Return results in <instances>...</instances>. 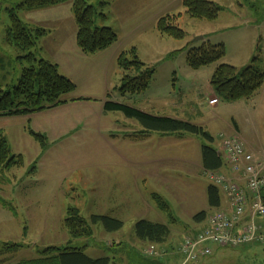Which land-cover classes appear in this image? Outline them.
<instances>
[{
  "label": "rangeland",
  "instance_id": "374dc122",
  "mask_svg": "<svg viewBox=\"0 0 264 264\" xmlns=\"http://www.w3.org/2000/svg\"><path fill=\"white\" fill-rule=\"evenodd\" d=\"M22 1L0 0V89L12 91L28 67L23 59L28 53L15 45L9 33L11 13L29 27L35 38L41 27L48 30L31 50L36 60L58 64L61 75H73L67 71L74 66L81 79L73 75L75 91L61 98L66 104L29 116L0 117V141L4 139L11 154L23 160L20 167L3 171L0 166V201L7 205L4 209L0 204V243L22 244L30 249L5 256L8 264L49 247H69L64 244L69 236L63 227L69 208H76L92 229L89 239L73 241L71 248L84 247L87 257H107L113 259L111 264H132L131 253L142 248L145 254L150 247L136 239L135 225L139 221L168 227L166 244L198 232L206 218L219 210L209 205L208 188L215 186L200 164V147L214 148L216 144L194 135L175 140L152 133L145 139L140 135L145 130L138 121L120 111H105L104 103L195 124L212 134V139L220 134L235 135L237 126L239 133L235 136L249 152H264V85L249 100L207 104L210 79L218 64L240 70L258 58L264 73V0H209L221 8L214 22L189 18L182 0H97L93 4L108 3L102 10L112 12L104 26L112 27L117 35L114 48L120 52L135 49L138 59L154 68L146 91L126 96L118 91L121 70L111 62L100 66L102 56H97L101 53L79 57L68 49L63 55L57 54L56 47L67 34L66 24L70 22L76 28L71 2L26 11L17 9ZM138 7L145 11H135ZM166 14L177 17L176 25L186 34L184 40L162 37L156 31V19ZM51 42L55 46L52 51L48 50ZM203 42L223 44L225 56L217 64L192 70L186 64L187 52ZM73 46L80 52L76 44ZM83 76L95 78L86 80ZM29 131L45 136L46 151ZM147 161L157 164L149 169ZM218 194L222 209L226 198L219 189ZM152 195L163 199L169 215L156 208ZM201 213L205 220H195ZM98 215L122 221V229L108 232L101 223L92 225L91 216ZM209 248L211 254L200 258L198 264H264V246L242 250L209 244Z\"/></svg>",
  "mask_w": 264,
  "mask_h": 264
},
{
  "label": "trees",
  "instance_id": "16d2710c",
  "mask_svg": "<svg viewBox=\"0 0 264 264\" xmlns=\"http://www.w3.org/2000/svg\"><path fill=\"white\" fill-rule=\"evenodd\" d=\"M97 0H23L17 9L26 11L43 10L50 7L71 2V12L76 26L75 43L81 53L94 55L112 47L117 42V35L110 28L103 26L107 15L104 7L108 3ZM185 14L195 20L214 22L217 20L221 8L209 0H182ZM10 35L15 45L28 54L23 57L28 67L23 69L18 85L12 91L4 92L0 89V117L29 116L36 112L66 104L61 98L75 91L76 86L68 78L61 75L57 66L46 60H36L31 52L36 47V40L41 38L45 32L37 30V37L31 35L28 26L11 13ZM176 16H162L156 20L155 29L162 37L173 40H184L186 34L176 25ZM174 55V54H171ZM170 55V57H172ZM225 56L223 44L210 45L202 43L191 47L186 55V64L192 70L219 63ZM169 57V56H168ZM117 67L122 72L119 94L121 96L141 94L149 86L154 73V68L144 65L137 57L134 49L122 52L116 60ZM260 60L253 58L251 65L238 70L228 64H218L211 79L212 87L217 100L221 102H237L251 99L264 85V73L259 69ZM52 104L45 106L43 104ZM105 111H120L129 119L138 121L144 128L140 135L147 138L151 133L159 134H190L202 136L209 142L212 138L202 128L180 120L153 117L140 111L131 109L124 105L113 102L104 103ZM30 136L40 144L42 151H46V138L41 134L29 131ZM219 152L215 149L203 146L201 157L204 171H219L222 160ZM23 165L21 156H13L9 146L4 139L0 141V166L2 170ZM33 166L30 172H34ZM156 208L166 214H170L168 205L158 195H152ZM209 205L218 208L220 205L218 189L210 186L208 188ZM5 207L7 205L2 202ZM205 214H199L195 220H205ZM92 225L101 223L108 232H118L122 229V222L104 216H91ZM63 227L67 231L70 241L65 248L49 247L38 251V257L30 260H22L12 264H111L112 259L104 257L91 259L84 255V247H72L73 241L87 240L92 235L90 224L83 219L76 208H69L63 220ZM169 228L165 225L139 221L135 225V236L140 242L148 245L165 244L169 238ZM114 246V245H113ZM26 246L15 243H0V264H8L9 258ZM143 262L151 260L140 254Z\"/></svg>",
  "mask_w": 264,
  "mask_h": 264
},
{
  "label": "built area",
  "instance_id": "2783aa9c",
  "mask_svg": "<svg viewBox=\"0 0 264 264\" xmlns=\"http://www.w3.org/2000/svg\"><path fill=\"white\" fill-rule=\"evenodd\" d=\"M216 104V99L209 102ZM219 138L229 174L208 171L206 177L224 194L226 204L208 216L200 231L184 237L178 248L181 264H198L200 258L211 254L209 244L228 249L264 245V152L247 151L237 136ZM144 255L160 258L164 252L150 246Z\"/></svg>",
  "mask_w": 264,
  "mask_h": 264
},
{
  "label": "crops",
  "instance_id": "0c3cea01",
  "mask_svg": "<svg viewBox=\"0 0 264 264\" xmlns=\"http://www.w3.org/2000/svg\"><path fill=\"white\" fill-rule=\"evenodd\" d=\"M214 3V2H213ZM109 8H111V4H110V6H109ZM37 11H41V10H37ZM106 11V10H105ZM135 11H141V12H143V11H145V10H143L142 9V7L140 8V7H138V8H136V10ZM112 13V12H111ZM111 13H109L108 12V10H107V19L105 20V22H104V24H106V22H108V19L111 17ZM71 14H72V12H71ZM166 15H169V14H166ZM166 15H162V16H166ZM162 16H160V17H162ZM160 17H158V18H160ZM157 18V19H158ZM156 19V20H157ZM104 24H103V26H104ZM67 25V27H68V30H67V34H66V36H63V37H61V39H60V41H59V44H58V48L56 47V51H57V54H62L63 55V53H65V51L66 50H68V49H72V51L74 52V53H76L77 55H79V57H96L95 55L96 54H94V55H91V56H86L85 54H81V52H77L78 50H76L75 48H74V46L73 45H75L76 43H75V36H76V28H74V25L72 24V23H70L69 22V24H66ZM107 27V26H106ZM107 28H110V29H112L113 30V28L112 27H107ZM41 29L42 30H44V32H45V34L41 37V38H44V37H46L47 36V31L48 30H46V29H43L42 27H41ZM115 33V32H114ZM116 34V33H115ZM73 36H74V41H73ZM204 41H207V40H204ZM75 43V44H74ZM114 46L115 45H113L112 47H110L109 49H107V50H105V51H103V52H99V53H101V54H99V56H97V57H101L102 56V59L101 60H99V62H100V66H102L103 64L104 65H107V64H109L110 65V62H111V66H112V63H116V60H117V57H118V55L120 54V53H122V52H120V51H118L117 49H115L114 48ZM53 48H55V46H54V43L53 42H51V45H50V47L48 48V50H50V49H52L53 50ZM112 49H115V50H112ZM52 50H50V51H52ZM135 50V49H134ZM80 51V50H79ZM109 51H113V52H109ZM108 52H109V54H108ZM124 52V51H123ZM135 52H136V50H135ZM53 54H54V56H55V51L53 52ZM103 55H106V56H103ZM171 55V54H170ZM169 55V56H170ZM93 59H99V58H93ZM103 61H105V63H103ZM72 62L74 63V62H76V60H72ZM81 62H83V58H81ZM80 63V62H79ZM53 64H55L56 66H57V69H58V64H56V63H53ZM117 65V64H116ZM229 65V64H228ZM74 70H76V68L74 67V66H72V68H71V71L69 70V71H67L68 73H70V74H73L74 76H76L77 78H79V79H81V77L79 76V75H77L78 74V72H74ZM59 71V70H58ZM106 71H107V69H106ZM73 75H63L64 77H66V78H68L70 81L72 80L73 81V79L72 78H74L73 77ZM83 78L84 79H86V80H94V78L95 77H90V76H83ZM71 81V82H72ZM74 82V81H73ZM91 82V81H90ZM208 91H209V93H208V99H207V104L209 105V101H211V100H213V98H215V99H217L216 98V95H215V93H214V91H213V89H212V87L210 86L209 88H208ZM201 96V95H200ZM71 101H75V99H72ZM196 101H197V99L196 100H194V106H195V108H194V112L197 110V106H196ZM67 102V101H66ZM220 101H218V103H219ZM217 103V104H218ZM217 104L215 105V106H217ZM177 120V119H176ZM183 122H185V121H183ZM193 125H195V124H193ZM195 126H197V127H200V128H202L203 129V127H201V126H198V125H195ZM203 131L206 133V134H208L211 138H212V134L210 135V133L209 132H206L204 129H203ZM35 133V132H34ZM239 133V129H238V127L236 126L235 127V132L233 133V134H238ZM152 134V133H151ZM151 134L149 135V137H147V138H150V136H151ZM158 134V136H160V137H163V136H166V137H172L173 139L175 138V140H179L180 138H182V135H183V137L185 136L186 137V135H190V134H181V137H179V135L178 134H159V133H157ZM221 135V134H220ZM220 135H218L216 138H214V139H212L213 141L211 142L212 144L213 143H215L216 144V147H210L209 146V148H212V149H215L216 151H220V145H221V142H220V140H218L219 139V136ZM235 135H233V136H235ZM45 137V136H44ZM226 137H229V136H226ZM230 137H232V136H230ZM147 138H145V139H147ZM218 138V139H217ZM204 146V145H203ZM203 146H201L200 147V153H201V148L203 147ZM246 148V147H245ZM246 150L248 151V148H246ZM219 155V157H221V160H222V167H221V170L222 171H224V173H226V174H229V170H228V167L227 166H225V163H224V158H223V156H222V154H220V153H218ZM201 155V154H200ZM156 162H154V161H147V162H145V166L147 167V168H149V169H153L155 166H156V164H155ZM201 170L204 172V167H203V163H202V157H201ZM205 173V172H204ZM149 174L147 173V175L146 176H148ZM0 204H1V206L4 208V209H6V207H5V205L4 204H2V202L0 201ZM221 206V204L219 205V209L221 208L220 207ZM225 206V205H224ZM10 211L11 212H13L12 214H13V216H15L16 217V213H14L15 211L12 209V208H10ZM98 216H101V215H98ZM104 217H109V216H104ZM109 218H111V217H109ZM113 219H115V218H113ZM115 220H118V219H115ZM118 221H120V220H118ZM145 221H147V220H145ZM120 222H122V221H120ZM148 222H151V221H148ZM151 223H153V222H151ZM156 224H159V223H156ZM205 225H206V223H205ZM205 225H200V226H202V228L205 226ZM201 228V229H202ZM25 230L26 229H24V233H25ZM182 238H184V237H182ZM181 238V239H182ZM180 239V240H181ZM179 240V241H180ZM183 240V239H182ZM70 240L69 239H65V241H64V244H67L68 242H69ZM179 241L177 242V243H168L167 242V244L165 243V244H162V245H159L158 247H160V248H162V250H164V252L166 253V254H164V258L162 257V258H156V259H151V260H149V261H146L145 262V264H181V262H182V257H181V255H179L178 254V245H179ZM141 244H144V243H142V242H140ZM145 246V245H144ZM256 246H264V245H258V244H248V245H244V246H241V247H239V248H242V250H245L246 248H249V247H256ZM239 248H237V249H239ZM25 249H28V250H30L29 249V247H26ZM25 249H23V250H25ZM22 250V251H23ZM142 248H140L135 254L134 253H131L130 255H131V262H132V264L134 263V261H141L140 260V254L142 253ZM83 253H84V250H83ZM84 255H85V253H84ZM38 257V252H36V253H33V256L32 257H27V259H23V260H30V259H35V258H37ZM113 260V259H112ZM22 261V260H21ZM123 264H125V263H123Z\"/></svg>",
  "mask_w": 264,
  "mask_h": 264
}]
</instances>
